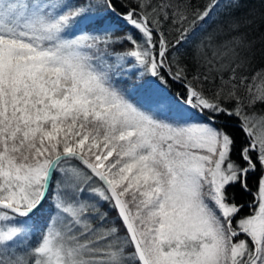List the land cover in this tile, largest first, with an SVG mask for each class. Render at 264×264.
<instances>
[{
  "label": "snow or ice",
  "instance_id": "snow-or-ice-1",
  "mask_svg": "<svg viewBox=\"0 0 264 264\" xmlns=\"http://www.w3.org/2000/svg\"><path fill=\"white\" fill-rule=\"evenodd\" d=\"M0 264H264V0H0Z\"/></svg>",
  "mask_w": 264,
  "mask_h": 264
},
{
  "label": "trees",
  "instance_id": "trees-1",
  "mask_svg": "<svg viewBox=\"0 0 264 264\" xmlns=\"http://www.w3.org/2000/svg\"><path fill=\"white\" fill-rule=\"evenodd\" d=\"M193 2H196V0H193ZM253 6H255V7H258V5H255V4H249V7H253ZM246 10V9H245ZM249 199V197H247V196H244L243 198H241V202H244V201H247ZM245 212H247L248 211V209L247 208H245V210H244Z\"/></svg>",
  "mask_w": 264,
  "mask_h": 264
}]
</instances>
